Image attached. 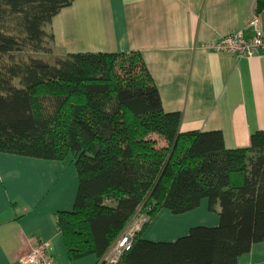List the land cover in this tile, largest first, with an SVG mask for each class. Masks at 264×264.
Returning <instances> with one entry per match:
<instances>
[{"label": "trees", "instance_id": "16d2710c", "mask_svg": "<svg viewBox=\"0 0 264 264\" xmlns=\"http://www.w3.org/2000/svg\"><path fill=\"white\" fill-rule=\"evenodd\" d=\"M75 1L0 0V152L76 156L75 206L56 215L72 260L103 257L138 213L149 217L143 231L163 208L184 214L208 199L219 226H196L174 242L139 231L119 264H238L264 241V131L237 149L222 131L182 132V114L164 110L140 53L16 57L53 43L47 28Z\"/></svg>", "mask_w": 264, "mask_h": 264}, {"label": "crops", "instance_id": "0c3cea01", "mask_svg": "<svg viewBox=\"0 0 264 264\" xmlns=\"http://www.w3.org/2000/svg\"><path fill=\"white\" fill-rule=\"evenodd\" d=\"M264 11L257 0H76L51 24L56 56L81 52L140 53L166 112H180L182 132L222 131L229 149L247 148L264 131V53L237 58L206 46L230 33L254 34ZM0 152V264H23L36 240L47 241L56 264H97L91 254L69 257L57 213L73 210L77 166ZM210 201L184 214L163 208L142 231L153 242H174L196 226L217 227ZM238 264H264V241Z\"/></svg>", "mask_w": 264, "mask_h": 264}, {"label": "built area", "instance_id": "2783aa9c", "mask_svg": "<svg viewBox=\"0 0 264 264\" xmlns=\"http://www.w3.org/2000/svg\"><path fill=\"white\" fill-rule=\"evenodd\" d=\"M249 26L254 29L250 38L243 33H230L206 47L214 51H228L237 58H251L264 53V30L259 25V19H253ZM145 216L146 214L138 213L97 264H119L122 257L133 248L138 232L149 221ZM20 260L23 264H56L49 243L41 239L36 240Z\"/></svg>", "mask_w": 264, "mask_h": 264}, {"label": "rangeland", "instance_id": "374dc122", "mask_svg": "<svg viewBox=\"0 0 264 264\" xmlns=\"http://www.w3.org/2000/svg\"><path fill=\"white\" fill-rule=\"evenodd\" d=\"M48 32L51 33V28L48 27ZM16 57L20 60H29L30 58H44V59H49L51 61H54L56 56V52L54 50L53 43L51 42L50 38H47L46 43H45V50L42 51H36L35 49L26 46L23 47V49L19 52H16ZM156 139H158V143L160 146L166 145L165 140L158 138V136H155ZM76 159V156L74 154H71L68 157L69 162L71 163ZM75 167L76 163L74 162ZM112 204V203H109ZM148 217V215H146ZM145 216V217H146ZM149 218V217H148Z\"/></svg>", "mask_w": 264, "mask_h": 264}]
</instances>
